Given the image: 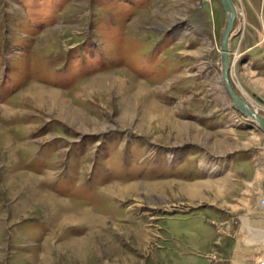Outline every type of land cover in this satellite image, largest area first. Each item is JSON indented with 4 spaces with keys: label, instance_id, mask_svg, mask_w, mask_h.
Segmentation results:
<instances>
[{
    "label": "rangeland",
    "instance_id": "374dc122",
    "mask_svg": "<svg viewBox=\"0 0 264 264\" xmlns=\"http://www.w3.org/2000/svg\"><path fill=\"white\" fill-rule=\"evenodd\" d=\"M233 3L229 78L264 116V0ZM226 20L0 0V264H258L264 130L223 85Z\"/></svg>",
    "mask_w": 264,
    "mask_h": 264
},
{
    "label": "water",
    "instance_id": "95a60500",
    "mask_svg": "<svg viewBox=\"0 0 264 264\" xmlns=\"http://www.w3.org/2000/svg\"><path fill=\"white\" fill-rule=\"evenodd\" d=\"M222 5L224 6L227 14V22L224 28V32L221 38V57L223 65V76L225 77V82L227 85L228 92H230L232 98L237 104V108H240L247 115H253L259 121L261 128L264 130V116L258 115L246 102L245 98L236 93V90L233 88L229 81V69H230V56L228 54V41L229 34L235 25V19L237 17L236 6L233 3V0H221ZM231 8V9H230Z\"/></svg>",
    "mask_w": 264,
    "mask_h": 264
},
{
    "label": "bare ground",
    "instance_id": "6f19581e",
    "mask_svg": "<svg viewBox=\"0 0 264 264\" xmlns=\"http://www.w3.org/2000/svg\"><path fill=\"white\" fill-rule=\"evenodd\" d=\"M225 9V8H224ZM231 9V8H230ZM237 10V9H236ZM237 13V12H236ZM227 21V20H226ZM235 26V25H234ZM234 26H233V28H232V30H231V32H230V34H229V41H228V54H229V56H230V52H229V45H230V39L232 38V36H233V29H234ZM223 35V34H222ZM230 65H231V62L229 63ZM222 69H223V67H222ZM228 76H229V74H228ZM229 81H230V78H229ZM222 82H223V85H224V87H225V89H226V91H227V93H228V95H229V98H230V100L233 102V104H234V106H235V108H237V104H236V102L234 101V99L232 98V96H231V94H230V92H228V89H227V85H226V82H225V77L223 76V72H222ZM230 83H231V81H230ZM231 85H232V83H231ZM233 86V85H232ZM233 88H234V86H233ZM235 89V88H234ZM236 90V89H235ZM236 93L237 94H239L238 92H237V90H236ZM240 95V94H239ZM50 96H55V94H53V93H51L50 94ZM243 97V96H242ZM244 98V97H243ZM246 100V99H245ZM246 102H247V104L251 107V105L249 104V102L246 100ZM252 108V107H251ZM238 110H240L241 112H242V115H244L245 117H247V118H250V119H252L254 122H256V124L258 125V126H260V123H259V121L256 119V117H254L253 115H247V114H245V112L244 111H242L240 108H237ZM254 111H256V113L258 114V115H261V114H259V112H258V110L257 109H254V108H252ZM263 116V115H262ZM261 127V126H260ZM263 202H264V200H263ZM262 202V203H263ZM91 218L93 219L94 217L93 216H91ZM85 219V218H84ZM89 219V218H88ZM86 220H87V218H86ZM91 220V219H90ZM256 230H258L257 228H255ZM246 230H248V236H246V235H244L243 236V239L245 240V242L246 243H248V242H256V239L255 238H253V236H251L253 233L251 232V227L250 228H246ZM263 231V230H262ZM255 234V233H254ZM261 234V233H260ZM250 236V237H249ZM261 241H264V237L263 236H261L260 238H259ZM261 259H264V254L258 259V264H264V262H261Z\"/></svg>",
    "mask_w": 264,
    "mask_h": 264
},
{
    "label": "crops",
    "instance_id": "0c3cea01",
    "mask_svg": "<svg viewBox=\"0 0 264 264\" xmlns=\"http://www.w3.org/2000/svg\"><path fill=\"white\" fill-rule=\"evenodd\" d=\"M258 12H259V9H258ZM256 24H258V22L256 23V22H254L252 25L253 26H256ZM261 256H259V258H260Z\"/></svg>",
    "mask_w": 264,
    "mask_h": 264
},
{
    "label": "built area",
    "instance_id": "2783aa9c",
    "mask_svg": "<svg viewBox=\"0 0 264 264\" xmlns=\"http://www.w3.org/2000/svg\"><path fill=\"white\" fill-rule=\"evenodd\" d=\"M261 262H264V259H261Z\"/></svg>",
    "mask_w": 264,
    "mask_h": 264
}]
</instances>
